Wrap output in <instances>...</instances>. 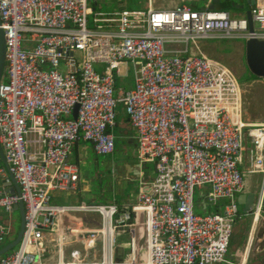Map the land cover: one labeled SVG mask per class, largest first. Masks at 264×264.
Wrapping results in <instances>:
<instances>
[{
    "label": "built area",
    "instance_id": "1",
    "mask_svg": "<svg viewBox=\"0 0 264 264\" xmlns=\"http://www.w3.org/2000/svg\"><path fill=\"white\" fill-rule=\"evenodd\" d=\"M89 1L0 0L6 42L0 142L21 188L20 194L0 190V209L9 213L7 222L0 221V243L14 232L15 205L22 201L25 208L18 247L0 264H46L48 232L60 250L54 264H132L113 260L116 234L124 227L134 260L145 236V257L137 264H243L227 257L239 216L236 195L246 187L239 162L248 136L247 169L264 174V123L244 122L236 73L206 55L199 41L264 40V0L250 6L254 32L246 15L221 8L149 5L101 12ZM24 40L33 47L23 48ZM135 61L141 63L134 64V86L119 99L116 75ZM119 100L137 132L139 163H152L154 178L141 180L137 200L123 207L52 204L54 191L79 188L80 167L70 156L80 140L97 155L114 152ZM73 211L98 212L101 226H71L65 215ZM72 235L85 237L90 248L100 244L101 261L86 262L79 250L65 261L63 248Z\"/></svg>",
    "mask_w": 264,
    "mask_h": 264
},
{
    "label": "crops",
    "instance_id": "2",
    "mask_svg": "<svg viewBox=\"0 0 264 264\" xmlns=\"http://www.w3.org/2000/svg\"><path fill=\"white\" fill-rule=\"evenodd\" d=\"M199 0H166V8L174 7L176 5H190L195 8H210L212 3L215 0H204V6L196 7V3ZM222 5L217 4L216 8H220ZM163 7V8H165ZM245 40V39H244ZM199 45L201 50L210 57H220V58H228L225 55L217 56L216 49L205 48L201 45L199 41ZM236 49L240 54L241 60L238 61V64L245 57L246 60V48L245 41L242 43H238L236 45ZM236 52H233L235 54ZM239 58V57H238ZM218 59V58H215ZM219 60V59H218ZM221 61V60H220ZM223 62V61H222ZM129 64V63H128ZM127 64L126 68L129 69V65ZM247 64V63H246ZM240 65V64H239ZM238 65V67H239ZM248 67V66H247ZM103 68V66H100ZM239 69H242L239 67ZM244 69V68H243ZM135 70V68H134ZM233 70V69H232ZM135 75V72H134ZM251 77V76H250ZM247 78L246 84L242 87L243 91V120L248 125H260L264 123V82H258L259 79H251ZM258 77V76H257ZM262 78V77H258ZM134 86L133 83L128 86L125 90H128ZM122 90H119L117 87V95L119 99L121 98ZM119 116L118 106H117V119ZM120 125L123 131V134L129 139L137 140V148H138V139L137 132L134 127L131 125L129 118L126 115L124 108V116L120 118ZM116 126V125H115ZM1 143V142H0ZM251 142L249 137L247 136L243 141V151L241 155V160L239 162V168L245 172L246 174V187L241 192L237 193L236 200L238 203L239 216L234 222L233 225V234L231 239V244L227 253V257L230 260L236 262H243V264H264V255L261 253L253 252V245L256 237V217H260V219L264 220V174L262 172H249L248 165L251 163L250 160V149ZM97 154L93 149V145L90 142L80 140L74 147L72 154L70 156V161L76 163L80 167V183L79 188L74 191H54L52 194V199L54 205H79V204H113V202H98L100 198L106 194V190H98L96 183H93L92 180L95 179L96 182L100 184L103 181H99L95 175L96 163H98L99 169L102 168L103 162L96 160ZM98 161V162H97ZM90 163L92 165V173L89 171H85L86 164ZM127 172L124 176V179L118 180V185L115 182L114 178L112 179V185L120 187L119 191L114 190L112 192L121 193L124 196L120 202H116L120 207L126 206L131 202H135L137 200L140 186L137 194H135V178L132 174L128 175L131 172L137 171L140 175L141 180L150 181L154 178V173L152 175H143L138 166L132 165H124ZM139 166L140 163H139ZM99 169H97L99 171ZM101 170V169H100ZM94 172V175H93ZM99 172V177H100ZM102 177V176H101ZM128 179V180H127ZM140 184V182H139ZM14 187L13 182L11 181L8 171L1 159L0 156V190L11 192V189ZM243 194L246 195H254V207L255 214L259 215H251L247 211H245V198H243ZM100 196V197H99ZM17 214L20 216L19 210L15 209L12 211L13 218V226L14 232L10 235L0 248L6 244H8L13 238L16 231V222H17ZM71 214V215H70ZM140 230L143 231L146 228L145 216L140 214ZM9 219V213L0 209V221L7 222ZM65 219L71 226L74 227H85V228H98L101 226L102 217L98 212H90V211H73L68 212L65 215ZM142 237L143 233H142ZM46 247L43 252L42 261L46 264H54L60 259V250L57 241L55 240V233L52 235L51 233H46ZM131 234L128 229H120L116 234V244L113 253V260L116 262L129 263L132 260V252H131ZM142 239V238H141ZM4 242V241H3ZM2 242V243H3ZM85 237L79 235H72L69 240L66 242L63 248L64 260L70 261L71 254L73 250H79L81 252V259H84L86 262H99L102 259L101 256V245L97 244V246L90 248L89 246L84 244ZM129 246L127 250L124 249V244ZM130 249V250H129ZM86 251V252H85ZM94 251V252H93ZM139 258L145 257V247H141L140 253H138ZM99 258V259H98ZM110 264V262L104 263Z\"/></svg>",
    "mask_w": 264,
    "mask_h": 264
},
{
    "label": "rangeland",
    "instance_id": "3",
    "mask_svg": "<svg viewBox=\"0 0 264 264\" xmlns=\"http://www.w3.org/2000/svg\"><path fill=\"white\" fill-rule=\"evenodd\" d=\"M226 5V10L231 14V16L234 17H241L246 15V9H236V8H229V0H221ZM241 1V0H240ZM197 5L196 7H202L204 6V0H199L198 2H195ZM166 0H90L88 2V7L94 8L95 11H114V10H147L149 5H153L155 8H163L166 5ZM249 8V5L246 6ZM166 8V7H165ZM222 9V8H221ZM92 16H89V27L93 26ZM257 26V25H256ZM245 40L243 38H205L200 40L201 45L205 48L210 49H216L217 56L219 55H225L228 58H218L219 60L223 61L226 65H228L233 71L236 73V76L240 82V84H243V86L247 82V78L251 79H259L258 82H264V78H258L255 74H253L250 69L247 67L245 57L240 61V65L238 64V61L241 60L240 54L238 53L236 49V45L238 43H242ZM33 47V43L29 40L23 41V48L25 49H31ZM192 47V46H191ZM233 52H236L233 54ZM239 57V58H238ZM213 58V57H212ZM137 63V64H136ZM134 64L139 65L140 61L130 62L129 69L127 70L126 66L127 64L122 65L121 67V74L116 75V86L119 90H125L128 86L133 83L134 79ZM242 69H239V67ZM48 67L45 66V69ZM244 68V69H243ZM99 70H101L99 68ZM262 80V81H261ZM124 106L125 103L123 100H119L118 102V112L119 116L116 120V126L114 127V135H115V151L112 154L109 155H97L96 160H99L103 162L102 168L99 169L100 173L102 174V177H111L114 176L117 172H110L111 167L112 168H118L120 166L124 165H132V166H138L140 171L143 175H152L154 173L153 164H143L139 166V159L137 157V140L136 139H129L127 138L121 129V121L120 118L124 116ZM127 115V114H126ZM128 117V116H127ZM110 168H108L106 165ZM93 166L90 165V163L86 164L85 171H89L92 173ZM113 170V169H111ZM107 173V174H104ZM124 171H121L119 175H125ZM94 175V172H93ZM155 175V173H154ZM124 178V177H123ZM135 194H137L139 190V182H140V175L135 176ZM93 183H96V186L98 190H106V194L103 195L98 202H120L122 199H124L123 194L112 192L114 190L119 191L120 187H117L118 180H115L117 183L116 186L112 185V179H105L100 184L99 182H96L95 179L92 180ZM114 189V190H113ZM100 197V196H99ZM52 204L53 201H51ZM20 229V216L17 214V222H16V231L12 238L16 237ZM6 241L3 243H0V246L3 245ZM123 243V242H122ZM124 244V243H123ZM14 247L12 250L16 249ZM129 246L124 244V249L127 250ZM130 250V249H129ZM137 261V260H136ZM130 262H135L134 259H132Z\"/></svg>",
    "mask_w": 264,
    "mask_h": 264
},
{
    "label": "water",
    "instance_id": "4",
    "mask_svg": "<svg viewBox=\"0 0 264 264\" xmlns=\"http://www.w3.org/2000/svg\"><path fill=\"white\" fill-rule=\"evenodd\" d=\"M221 2V0H215L214 3H212V5L210 6L211 9L216 8V5L219 4ZM255 0H246L244 4L241 3H237L236 0H229V4L228 7L229 8H236V9H246V17L249 23V30L250 32H254L255 28H254V22L251 16V12H250V6L251 4H254ZM249 5V8H247L246 6ZM223 10H226L227 8L224 7L222 8ZM2 22L0 19V82L6 72V42H5V36H4V30L2 28ZM245 48H246V63L248 68L250 69V71L255 74L258 77H262L264 78V40L261 39H257V38H250V39H246L245 40ZM73 54V52H71V55ZM77 110H78V105L75 106L74 109V116L75 118L77 117ZM0 156L1 159L8 171V175L11 179V181L14 184V187L11 189L10 193L13 194H20L21 193V188L19 186V184L17 183L14 174L12 173L11 169H10V165L6 160L5 157V153H4V149L2 144L0 143ZM98 162V161H97ZM108 168H110L108 166V164L106 165ZM96 170H95V175L98 178L99 181H102V174H100L99 177V171L97 169H99L98 163H96ZM113 169V170H111ZM110 172H117L116 168H112L111 167ZM107 174V173H104ZM132 174L134 177L138 176V172L134 171L129 173L128 175ZM123 175H119V173L117 172L114 175L115 179L118 178H122ZM243 198H245V211H247L249 214L251 215H256L255 214V207H254V195L250 194V195H246L243 194L242 195ZM15 209L19 210L20 212V229L18 234L16 235V237H14L8 244L2 246L0 248V257L2 255H4L5 253L11 251L14 247H16L18 245V243L20 242L22 235H23V231L25 228V208H24V203L22 201H20L18 204L15 205L14 207ZM119 216H117L118 218ZM256 237H255V242L253 245V252L254 253H261L262 255H264V220L260 219V217H256ZM125 229H128V227H124ZM145 243V236L142 237V239H140L138 247H137V254H136V259L139 260V256H138V252L140 251L141 247L144 245Z\"/></svg>",
    "mask_w": 264,
    "mask_h": 264
},
{
    "label": "flooded vegetation",
    "instance_id": "5",
    "mask_svg": "<svg viewBox=\"0 0 264 264\" xmlns=\"http://www.w3.org/2000/svg\"><path fill=\"white\" fill-rule=\"evenodd\" d=\"M245 1H246V0H241V1H240V0H236L237 3H241V4H244ZM221 3H223V2L221 1L219 4H221ZM223 4H224V3H223ZM116 171H117L119 174L121 173V171H124V173L127 172L125 166H120V167H118V168L116 169ZM122 178H123V177H122Z\"/></svg>",
    "mask_w": 264,
    "mask_h": 264
},
{
    "label": "bare ground",
    "instance_id": "6",
    "mask_svg": "<svg viewBox=\"0 0 264 264\" xmlns=\"http://www.w3.org/2000/svg\"><path fill=\"white\" fill-rule=\"evenodd\" d=\"M201 9H203V8H201ZM130 63V62H129ZM141 63V62H140ZM137 64V63H136ZM71 215V214H70ZM86 252V251H85ZM94 252V251H93ZM99 259V258H98ZM136 259V258H135ZM137 260V259H136ZM136 260H135V262H133L132 264H137L136 263ZM137 261H139V260H137ZM107 262H109V260H107L105 263H107ZM240 262V261H239ZM102 264H104V263H102Z\"/></svg>",
    "mask_w": 264,
    "mask_h": 264
},
{
    "label": "trees",
    "instance_id": "7",
    "mask_svg": "<svg viewBox=\"0 0 264 264\" xmlns=\"http://www.w3.org/2000/svg\"><path fill=\"white\" fill-rule=\"evenodd\" d=\"M224 7H226V5L222 3V5H221L220 8H224ZM115 147H116V143H115ZM114 151H115V150H114ZM116 204H117V203H116Z\"/></svg>",
    "mask_w": 264,
    "mask_h": 264
}]
</instances>
